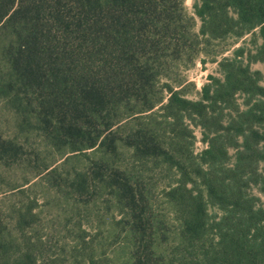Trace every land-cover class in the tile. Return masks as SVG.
I'll list each match as a JSON object with an SVG mask.
<instances>
[{
    "label": "trees",
    "instance_id": "obj_1",
    "mask_svg": "<svg viewBox=\"0 0 264 264\" xmlns=\"http://www.w3.org/2000/svg\"><path fill=\"white\" fill-rule=\"evenodd\" d=\"M256 63L264 0H0V264H264Z\"/></svg>",
    "mask_w": 264,
    "mask_h": 264
},
{
    "label": "rangeland",
    "instance_id": "obj_2",
    "mask_svg": "<svg viewBox=\"0 0 264 264\" xmlns=\"http://www.w3.org/2000/svg\"><path fill=\"white\" fill-rule=\"evenodd\" d=\"M193 2H194V0H183L184 7L188 13L192 12ZM197 29H198V26H197L196 30ZM248 39H249V37L246 36L243 40L245 42H248ZM228 44H231V41H227V43H225L223 45V48H226L228 46ZM240 45H241V42H239L237 45H235L234 48H237ZM229 55H230V53L228 52L224 56H229ZM217 60H220V58H217ZM251 68H252V70L259 71L262 73L263 78H262L261 86L264 87V65L260 64V63H256V64H253L251 66ZM208 75H212V76H215L218 78L221 77L219 72H218V67H217L216 63H213L211 61H206V63L204 65H201L199 63V61H197L192 68L183 72V76L185 77L184 79H186L188 81V83L193 85V89L192 90L189 89L187 92V98H189V99H196L197 98L196 93H198L200 91L201 87L207 83V76ZM163 80H165V78H163ZM194 135L196 138V142L194 145V151H195V153H199L204 149V144H202L200 141L201 135H200L199 129L194 130ZM88 163L89 162L87 160L78 159V160L70 162L65 167V170L70 172V173H73L74 171L85 170L88 167ZM166 183H167L166 180H163V179L158 180L157 189H161ZM254 193H255V195H257L256 192H254ZM258 197L260 198L261 205L264 206V197H261V196H258ZM210 213H211V215L218 214V212L214 209H211Z\"/></svg>",
    "mask_w": 264,
    "mask_h": 264
}]
</instances>
